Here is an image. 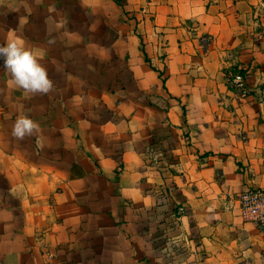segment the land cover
<instances>
[{"label": "crops", "instance_id": "1", "mask_svg": "<svg viewBox=\"0 0 264 264\" xmlns=\"http://www.w3.org/2000/svg\"><path fill=\"white\" fill-rule=\"evenodd\" d=\"M10 35L55 87L0 60V264H264V0H0Z\"/></svg>", "mask_w": 264, "mask_h": 264}, {"label": "clouds", "instance_id": "2", "mask_svg": "<svg viewBox=\"0 0 264 264\" xmlns=\"http://www.w3.org/2000/svg\"><path fill=\"white\" fill-rule=\"evenodd\" d=\"M51 35V34H50ZM49 44H55L51 37ZM0 60L8 72L13 86L30 95H48L54 90V81L47 69L40 63L38 56L25 46L23 38L10 35L5 43L0 44ZM41 126L27 115L19 116L11 130V135L20 141L26 137L39 136Z\"/></svg>", "mask_w": 264, "mask_h": 264}, {"label": "built area", "instance_id": "3", "mask_svg": "<svg viewBox=\"0 0 264 264\" xmlns=\"http://www.w3.org/2000/svg\"><path fill=\"white\" fill-rule=\"evenodd\" d=\"M251 71L252 67H246L229 70L227 73L229 89L240 99L251 96V89L247 83ZM239 201L243 220L255 224L264 231V187L246 189L240 193Z\"/></svg>", "mask_w": 264, "mask_h": 264}]
</instances>
